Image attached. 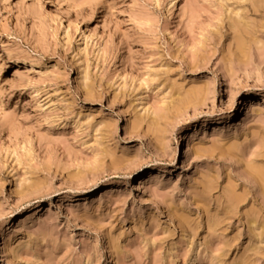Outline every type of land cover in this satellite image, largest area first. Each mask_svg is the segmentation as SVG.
Masks as SVG:
<instances>
[{"label": "rangeland", "instance_id": "rangeland-1", "mask_svg": "<svg viewBox=\"0 0 264 264\" xmlns=\"http://www.w3.org/2000/svg\"><path fill=\"white\" fill-rule=\"evenodd\" d=\"M261 170L264 0H0V264H264Z\"/></svg>", "mask_w": 264, "mask_h": 264}, {"label": "bare ground", "instance_id": "bare-ground-1", "mask_svg": "<svg viewBox=\"0 0 264 264\" xmlns=\"http://www.w3.org/2000/svg\"><path fill=\"white\" fill-rule=\"evenodd\" d=\"M254 106H257V105H253V104H250L249 103V108L251 109H257V107H259V106H257V107H255L254 108ZM201 131H203V129L201 128L200 130L199 129H196L195 131H193V132H191V133H188L186 136H185V138H184V141L186 142L187 141V143L188 144H190L191 142H193L194 141V139L196 138V136L201 132ZM173 163H174V161H173ZM169 170H172L171 168L170 169H166V168H164V169H162V171L160 172L161 174H164V173H168V174H170L171 173V171H169ZM258 172V176H260V177H262L263 175H264V173L262 172V170L259 172V171H257ZM153 175V174H152ZM262 175V176H261ZM146 177L145 178H142V179H140V184L139 185H136L137 187H135V190H139L140 189V186H141V184H143V183H145L146 182ZM34 215H36V210L35 211H33L32 212V214L30 215V216H28V218H26V220H30ZM25 220L24 219H20V222H24Z\"/></svg>", "mask_w": 264, "mask_h": 264}]
</instances>
